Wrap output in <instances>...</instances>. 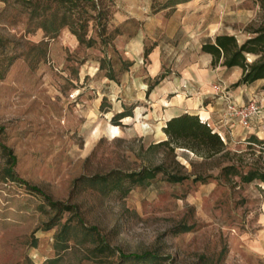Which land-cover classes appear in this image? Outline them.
Instances as JSON below:
<instances>
[{"label":"rangeland","instance_id":"1","mask_svg":"<svg viewBox=\"0 0 264 264\" xmlns=\"http://www.w3.org/2000/svg\"><path fill=\"white\" fill-rule=\"evenodd\" d=\"M100 1L99 22L84 21L95 14L88 6L0 0V264H264L263 183L223 171L264 169L260 146L246 134L226 140L228 154L202 159L154 145L179 71L191 70L193 93L203 80L232 101L235 76H210L198 45L207 35L253 36L264 0L157 11L166 0ZM250 99L264 119V95ZM158 166L145 184L99 181ZM166 173L187 178L171 183ZM147 254L153 263L127 259Z\"/></svg>","mask_w":264,"mask_h":264},{"label":"trees","instance_id":"2","mask_svg":"<svg viewBox=\"0 0 264 264\" xmlns=\"http://www.w3.org/2000/svg\"><path fill=\"white\" fill-rule=\"evenodd\" d=\"M58 3L66 4L69 6L68 11L72 7L76 6H88L91 10L95 11V14H90L88 20L101 21L106 20V8L101 6L99 0H55ZM189 0H166L160 3L155 9L160 10L169 6H175L180 2H186ZM86 24V23H85ZM101 24V23H97ZM106 22L102 23L105 27ZM73 32L77 34L76 29ZM253 36L247 38L242 43H239L235 35L233 34H217L213 38L208 37L201 44V51L209 53L211 55V66H222L226 68L239 67L242 71L240 78L233 83V86L240 84H249L258 79L264 80V24L256 30L252 31ZM80 42H84L83 37L77 34ZM150 50L147 49L146 53ZM247 55L256 56L251 61L247 60ZM151 87V86H150ZM127 114V113H125ZM162 131L166 135V139L161 140L154 144L157 147H162L168 152H173L176 148H183L194 155L201 157L202 159H210L217 155L228 154L226 144L222 140L217 131L214 130L206 121L199 118L197 114L184 112L179 115L173 116L166 120ZM249 145H259L261 150L264 151V139H259L256 135L251 134L246 139ZM8 154V153H7ZM11 158V157H9ZM13 159V158H12ZM225 173H233L240 177L242 183H252L257 179L260 183H264V169L255 166L244 173H240L236 165L229 164L223 167ZM158 172H164L162 167L155 168H143L138 172L131 173H118L116 175H109V177L99 178V181H106L111 178V184L113 188H121L124 183L129 186L141 185L148 183L153 179ZM9 170L6 171V175L16 180ZM187 176L179 174L166 173V179L171 183H180V181L186 179ZM202 177H194L193 181L200 180ZM19 180V179H17ZM22 183V181H20ZM30 190L38 192L37 189L31 188ZM129 188H124V193H127ZM50 206L61 209L59 203H49ZM63 207V206H62ZM148 255V254H147ZM128 257V256H127ZM126 258V256H123ZM127 259H133L136 261H148L154 262V259L148 256H129Z\"/></svg>","mask_w":264,"mask_h":264},{"label":"crops","instance_id":"3","mask_svg":"<svg viewBox=\"0 0 264 264\" xmlns=\"http://www.w3.org/2000/svg\"><path fill=\"white\" fill-rule=\"evenodd\" d=\"M213 35H207V38H212ZM201 40L198 45V48H201V44L205 41ZM200 52L207 56L209 63L211 62V55L206 52ZM220 68L217 70V68ZM211 72L210 76H217L224 73V80L231 76H235L234 81L231 83H235L241 76V69L239 67H232L226 68L222 66L212 67L210 64ZM216 70V71H215ZM191 70H182L179 71L181 74L180 82L177 85V89H174L176 94L173 96V99L170 101L172 105V110H169V114L160 122V129L161 132L164 134L166 139L165 133L162 131V127L164 126L166 120L169 118L179 115L184 112L197 114L199 118L203 121H206L215 131L219 133L222 140L226 142L228 141H239L244 139L245 135L254 134L258 136L259 139H264V119H260L256 122L255 126L250 129H243L238 126L233 120L226 115V105L229 99H223V96H218L216 94V89L218 87H214V84L207 85L204 81H199L200 83H196L193 85L195 88V93L190 88V80L187 77L191 76ZM209 75V73H207ZM211 80V79H210ZM189 82L188 85H184ZM182 83V84H181ZM200 84V85H199ZM228 93L232 101L235 104H240L247 101L250 98L261 97L264 95V80L258 79L249 84H240L238 86H231L229 87ZM163 139V140H164ZM264 187V183H263ZM264 190V188H262ZM261 220L263 222V236H264V198L261 203ZM258 247V251H263L264 249V242H260Z\"/></svg>","mask_w":264,"mask_h":264},{"label":"built area","instance_id":"4","mask_svg":"<svg viewBox=\"0 0 264 264\" xmlns=\"http://www.w3.org/2000/svg\"><path fill=\"white\" fill-rule=\"evenodd\" d=\"M260 113L261 107L253 99H249L243 105H235L232 101H228L226 105V115L246 130L254 127L256 122L260 120Z\"/></svg>","mask_w":264,"mask_h":264}]
</instances>
